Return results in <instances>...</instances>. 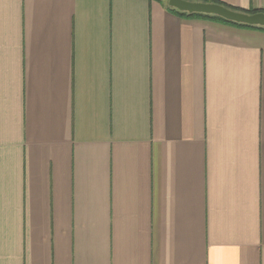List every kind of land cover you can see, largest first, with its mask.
I'll return each instance as SVG.
<instances>
[{"label": "crops", "instance_id": "crops-1", "mask_svg": "<svg viewBox=\"0 0 264 264\" xmlns=\"http://www.w3.org/2000/svg\"><path fill=\"white\" fill-rule=\"evenodd\" d=\"M0 264H264V31L0 0Z\"/></svg>", "mask_w": 264, "mask_h": 264}, {"label": "water", "instance_id": "water-1", "mask_svg": "<svg viewBox=\"0 0 264 264\" xmlns=\"http://www.w3.org/2000/svg\"><path fill=\"white\" fill-rule=\"evenodd\" d=\"M168 4L189 14L214 15L239 24L264 27V13L262 12L249 14L232 10L221 4L192 0H168Z\"/></svg>", "mask_w": 264, "mask_h": 264}, {"label": "trees", "instance_id": "trees-1", "mask_svg": "<svg viewBox=\"0 0 264 264\" xmlns=\"http://www.w3.org/2000/svg\"><path fill=\"white\" fill-rule=\"evenodd\" d=\"M160 1H163L164 4L166 5V7L168 8V10L170 12H173L177 15H180V16H188V17H202V18H205V19H209V20H213V21H217V22H221V23H224V24H228V25H233V26H236V27H243V28H251V29H259V30H262L264 31V27H259V26H249V25H245V24H239V23H235V22H231V21H227L221 17H218V16H214V15H206V14H189L187 12H182V11H179L178 9L176 8H173L171 6H169L168 4V0H160ZM192 1H200V2H210V3H216V4H221V5H224L232 10H235V11H240V12H246V13H249V14H253V13H258V12H262L264 13V10H261V9H249V10H242V9H239V8H236V7H233V6H228L218 0H192Z\"/></svg>", "mask_w": 264, "mask_h": 264}]
</instances>
